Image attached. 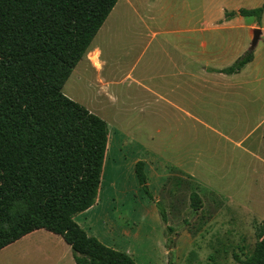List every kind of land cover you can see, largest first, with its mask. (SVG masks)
Returning <instances> with one entry per match:
<instances>
[{
    "label": "rangeland",
    "instance_id": "374dc122",
    "mask_svg": "<svg viewBox=\"0 0 264 264\" xmlns=\"http://www.w3.org/2000/svg\"><path fill=\"white\" fill-rule=\"evenodd\" d=\"M262 2L118 0L62 88L103 118L109 132H119H112L99 191L114 192L116 201L124 192L116 215L141 228L138 239L125 238L136 264H238L234 255L244 258L254 248L256 227L264 221V13L258 22L253 16L226 19L225 12ZM203 19L201 34L196 29ZM255 26L263 29L255 59L240 73L223 75L222 87L233 95L206 89L196 77H203L206 61L208 71L231 65L247 52ZM188 35L195 74L188 93L184 84L182 94L167 95L174 105L151 98L149 87L169 93L154 77L165 60L163 39L181 44ZM202 40L208 48L219 46L206 51V59ZM91 53L104 62L101 71ZM118 135L133 141L120 146ZM133 158L144 160L152 199L137 182ZM192 192L200 197L197 209ZM155 199L174 227L171 245Z\"/></svg>",
    "mask_w": 264,
    "mask_h": 264
},
{
    "label": "trees",
    "instance_id": "16d2710c",
    "mask_svg": "<svg viewBox=\"0 0 264 264\" xmlns=\"http://www.w3.org/2000/svg\"><path fill=\"white\" fill-rule=\"evenodd\" d=\"M117 1L0 0V249L45 229L71 247L75 264H136L74 220L95 203L109 128L62 91ZM263 12L264 2L225 12V18L253 16L260 22ZM252 58L245 52L214 71L238 73ZM134 171L152 199L144 161ZM190 201L199 208L196 192ZM154 202L171 245L174 227L162 204ZM256 236L248 256L234 255L238 264H264V221Z\"/></svg>",
    "mask_w": 264,
    "mask_h": 264
},
{
    "label": "crops",
    "instance_id": "0c3cea01",
    "mask_svg": "<svg viewBox=\"0 0 264 264\" xmlns=\"http://www.w3.org/2000/svg\"><path fill=\"white\" fill-rule=\"evenodd\" d=\"M205 24L206 20L203 19L200 24L201 29H196L197 32L203 34L206 31V29L203 27ZM191 40L192 39L190 35H188L186 40L181 44H169L167 43L166 39H163V43L160 46L161 49L166 53L165 60L162 63L159 72L154 77L160 79L162 82L164 81L167 84L166 88L164 89L169 90V93L165 91L164 94L160 90L149 87L148 91L151 95V98L171 103L167 95H170L171 97V95H173L171 93L174 91V93L177 95L182 94L184 90V84L187 87L185 90H187L188 93V85L190 84L191 77L195 75L190 70L191 55L189 54V51L191 48ZM198 45L204 48L202 53L204 59H206V51L212 52L219 47H216V43H212V46L208 48V44L205 40L199 41ZM88 57L91 62V58H95V60L100 64V67H97L93 63L92 64L96 66L99 71H101L104 62L100 61L93 53L89 54ZM254 59L255 56L253 53V58L251 61ZM207 64L208 62L206 61V64L203 67V77H196L202 81L206 89L212 90L217 87L218 93L220 95L232 96L233 94L230 91L232 88H223L221 84L222 79L225 78L223 75L227 74L219 73L214 70L208 71L206 69ZM242 69L238 73H240ZM207 72L210 73L211 76H207ZM215 80L219 82L217 85L214 84ZM212 81H214V83ZM237 88L238 87H235L234 89ZM109 96L111 97L108 101L110 103H115L116 97L112 95ZM171 104L174 105L173 102ZM256 130L257 126L253 129L251 134H253ZM112 132H116V135L119 133L117 132V129L109 132L104 163H106L108 155H111L112 153L108 151L109 144L112 140ZM262 136H264V134ZM126 137L130 139V136ZM117 140L120 142V146H122L123 143L125 144L126 142L128 143L133 141V139H130L131 141H126L120 135L117 136ZM132 161L136 163L137 158H133ZM121 193H123L121 195V199L119 197L116 201L114 192L98 191L95 203L88 209L75 214L74 220L87 232V234L95 236L104 245L116 250L124 251L131 256L133 253L127 239L125 238L133 237L134 239H138L141 234V228H138L136 221L133 220L131 222L132 225L125 224L119 220V215H116V204H123L124 201V192L121 191ZM165 252L166 251L164 250V254ZM3 262L4 264H75L71 247L63 240L60 235L54 234L45 229H36L31 231L13 243L0 249V264H3Z\"/></svg>",
    "mask_w": 264,
    "mask_h": 264
},
{
    "label": "water",
    "instance_id": "95a60500",
    "mask_svg": "<svg viewBox=\"0 0 264 264\" xmlns=\"http://www.w3.org/2000/svg\"><path fill=\"white\" fill-rule=\"evenodd\" d=\"M262 35H263V29L258 26L251 27L249 29L250 44L247 49V52H253L255 50L259 41L262 38Z\"/></svg>",
    "mask_w": 264,
    "mask_h": 264
},
{
    "label": "bare ground",
    "instance_id": "6f19581e",
    "mask_svg": "<svg viewBox=\"0 0 264 264\" xmlns=\"http://www.w3.org/2000/svg\"><path fill=\"white\" fill-rule=\"evenodd\" d=\"M96 64V63H95Z\"/></svg>",
    "mask_w": 264,
    "mask_h": 264
}]
</instances>
